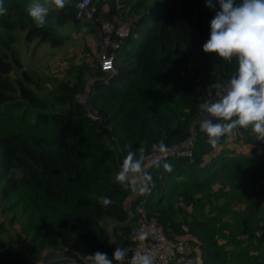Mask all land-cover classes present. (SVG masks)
<instances>
[{"label": "trees", "instance_id": "trees-1", "mask_svg": "<svg viewBox=\"0 0 264 264\" xmlns=\"http://www.w3.org/2000/svg\"><path fill=\"white\" fill-rule=\"evenodd\" d=\"M80 1L50 11L37 27L26 10L34 0H3L0 264H69V256L90 264L85 258L96 251L112 258L117 247L132 249L142 222H155L172 241L190 243L203 264H264V142L250 126L213 148L200 131L206 115L201 105L215 97L213 85L230 80L237 68L235 59L228 63L202 48L219 5L93 0L100 28L131 29L123 40L112 35L121 43L115 76H106L93 56L91 64L62 69L66 78L46 88L38 73L24 69L17 42L24 35L28 43L62 46L61 31L81 27ZM125 7L130 16L121 19ZM90 81L97 117L79 101ZM191 137L193 156L161 160L142 188L134 173L126 186L116 179L130 152L143 163L155 146L165 149ZM239 143L257 148H230Z\"/></svg>", "mask_w": 264, "mask_h": 264}, {"label": "clouds", "instance_id": "clouds-1", "mask_svg": "<svg viewBox=\"0 0 264 264\" xmlns=\"http://www.w3.org/2000/svg\"><path fill=\"white\" fill-rule=\"evenodd\" d=\"M70 0H34L26 6L27 14L37 27H43L52 10H62ZM210 22V37L203 44L205 53H215L232 63L237 62L236 73L226 82H216L219 99L201 105L205 113L200 121V131L213 148L221 140L233 136L240 129L256 134V140L264 142V0H206V6L216 9ZM7 8L0 0V16L7 15ZM141 159L135 153L125 158L116 179L126 186L129 175L142 171ZM110 203L108 199L104 204ZM143 237H141L142 239ZM117 247L112 258L96 251L88 254L90 264H154L150 253Z\"/></svg>", "mask_w": 264, "mask_h": 264}, {"label": "built area", "instance_id": "built-area-1", "mask_svg": "<svg viewBox=\"0 0 264 264\" xmlns=\"http://www.w3.org/2000/svg\"><path fill=\"white\" fill-rule=\"evenodd\" d=\"M92 1L93 0H81L78 3V19H82L91 13L92 21L94 20ZM99 33H101L99 34L101 38L100 47L104 51L102 56L103 62L102 64L99 62V66L106 76L112 78L116 74L113 64L114 59L117 52L121 48V43L113 40L112 35L114 34L120 40H123L130 36L131 29L125 24L116 29L110 24H104L102 28H100ZM74 60L72 62H66L63 67L64 70L73 64V62L74 64H91L93 61V53H81ZM218 99L219 96L216 91L215 97L207 101V103L215 102ZM95 117H97L96 114ZM95 120H97V118ZM194 142V137H191L188 141L180 145L171 146L165 149L155 146L152 152L144 159L141 166L142 171L133 174V182L139 188H142L145 180L148 177L150 178V174L155 165L163 159L192 157ZM138 210L140 209L138 208ZM141 237L143 238L141 239ZM132 250L150 253L153 257L154 264H203L202 258L198 254H195V250L190 243L185 241H172L168 239L163 228L155 222H151L149 224H145V222L140 223L137 242L132 247ZM66 259L69 261V264H78L72 256L66 257Z\"/></svg>", "mask_w": 264, "mask_h": 264}, {"label": "rangeland", "instance_id": "rangeland-1", "mask_svg": "<svg viewBox=\"0 0 264 264\" xmlns=\"http://www.w3.org/2000/svg\"><path fill=\"white\" fill-rule=\"evenodd\" d=\"M41 3L44 0H40ZM123 7V4H121ZM121 14V19L130 16V9L125 7ZM122 10V9H121ZM127 22V21H126ZM100 27L96 21H92V14H88L86 17L81 19V27L74 28L73 26H68L61 31V35L64 38L63 45L60 47H53L49 43L39 44L38 42L28 43L24 39V35H20V39L17 42L18 52L24 64V69L26 71H32L38 73L42 79H44L46 88H51L48 82H56V79H64L67 74H64L63 67L65 63L75 59L79 54H83L86 48L92 50L95 54V58L99 60L100 64L103 62V49L100 47ZM94 56V55H93ZM21 73V72H20ZM93 89V82L90 81L87 85V92L84 96L79 98V101L84 105L85 110L92 116L95 114L92 111L91 105L89 103V95ZM259 142V141H257ZM252 146V147H251ZM230 148H235L239 153H248L249 150L257 148L256 145L246 146L243 143L237 145L233 144ZM4 218H9L5 216ZM18 230V227H17ZM15 236L16 245L22 243L19 240V234L17 232ZM33 261L37 257H32ZM38 263L36 260L34 264Z\"/></svg>", "mask_w": 264, "mask_h": 264}]
</instances>
